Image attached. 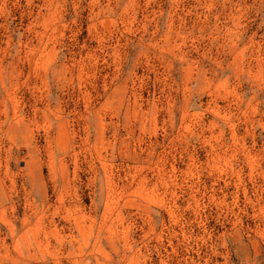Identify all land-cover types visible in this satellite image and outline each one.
<instances>
[{"label":"rangeland","instance_id":"1","mask_svg":"<svg viewBox=\"0 0 264 264\" xmlns=\"http://www.w3.org/2000/svg\"><path fill=\"white\" fill-rule=\"evenodd\" d=\"M0 264H264V0H0Z\"/></svg>","mask_w":264,"mask_h":264}]
</instances>
